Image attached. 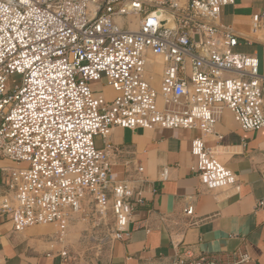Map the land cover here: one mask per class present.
Listing matches in <instances>:
<instances>
[{"label": "built area", "instance_id": "1", "mask_svg": "<svg viewBox=\"0 0 264 264\" xmlns=\"http://www.w3.org/2000/svg\"><path fill=\"white\" fill-rule=\"evenodd\" d=\"M234 3L0 0V163L17 166L8 170L0 214L11 216L15 232L55 225L63 243L70 225L93 207L102 218L112 213L111 240L130 235L134 188L111 181L110 151L95 142L107 141L114 127L197 130L192 154L202 185H237L205 140L222 139L216 128L225 108L242 130L264 128L260 61L236 54L240 39L221 23L222 9ZM122 18L137 23L125 28ZM251 27L264 43V14H254ZM154 57L162 60L158 87L148 71ZM14 75L22 78L10 88ZM99 81L115 92L113 100L92 91ZM162 176L168 179L167 169ZM184 213L194 215L190 202ZM173 264L234 263L185 249Z\"/></svg>", "mask_w": 264, "mask_h": 264}, {"label": "crops", "instance_id": "2", "mask_svg": "<svg viewBox=\"0 0 264 264\" xmlns=\"http://www.w3.org/2000/svg\"><path fill=\"white\" fill-rule=\"evenodd\" d=\"M254 14H264V0H235L222 9L221 23L240 39L235 53L256 56L264 75V43L259 40L263 36L251 29ZM118 22L127 28L137 19ZM151 62L158 61L152 58ZM218 118L216 130L222 139L207 137L206 146L237 175L236 186L208 191L202 185L192 154V141L200 136L197 130L114 127L107 141L97 137L95 142L97 148L110 151L111 181H128L134 188L131 201L138 206L130 235L72 260L61 255L68 247L59 242L55 225L15 232L11 216L0 214V258L4 264H173L176 254L186 249L234 264H264V128L242 130L227 108ZM16 167L8 160L0 163V195L8 190V170ZM165 169L167 180L162 176ZM189 202L193 216L184 213ZM245 255L247 259L241 261Z\"/></svg>", "mask_w": 264, "mask_h": 264}, {"label": "rangeland", "instance_id": "3", "mask_svg": "<svg viewBox=\"0 0 264 264\" xmlns=\"http://www.w3.org/2000/svg\"><path fill=\"white\" fill-rule=\"evenodd\" d=\"M154 59L162 63L159 57H154ZM148 71L153 75V82L157 85L159 75L161 74V67L156 64H149ZM21 78L22 77L19 75L12 76L8 83V87L14 88V86L21 81ZM104 83L105 82L101 81L96 82L92 85L91 89L95 94L103 95L111 101L116 94ZM114 228L115 222L111 212H109L105 218H102L93 207H88L86 211L82 215H79L77 220L70 225L67 231L68 240L64 238L63 245L66 244L68 247V257L72 260H78L98 250L111 240Z\"/></svg>", "mask_w": 264, "mask_h": 264}, {"label": "bare ground", "instance_id": "4", "mask_svg": "<svg viewBox=\"0 0 264 264\" xmlns=\"http://www.w3.org/2000/svg\"><path fill=\"white\" fill-rule=\"evenodd\" d=\"M152 64V63H151ZM155 64H159L160 65V63L159 62H156ZM107 88V87H106ZM113 93V92H112Z\"/></svg>", "mask_w": 264, "mask_h": 264}]
</instances>
